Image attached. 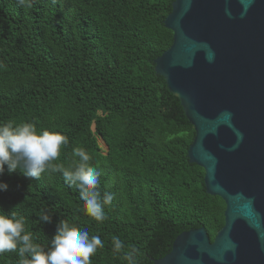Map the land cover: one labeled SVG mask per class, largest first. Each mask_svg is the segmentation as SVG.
I'll use <instances>...</instances> for the list:
<instances>
[{"label":"trees","instance_id":"obj_1","mask_svg":"<svg viewBox=\"0 0 264 264\" xmlns=\"http://www.w3.org/2000/svg\"><path fill=\"white\" fill-rule=\"evenodd\" d=\"M172 1L31 0L28 8L0 0V121L66 135L54 163L67 166L83 147L101 170V196L114 194L99 223L61 173L35 179L5 166L0 209L23 216L35 243L46 247L64 220L104 241L91 264H129L130 249L132 264H153L178 234L203 227L212 241L223 226V200L206 192L203 168L187 156L194 128L154 71L172 43L163 24ZM41 209L50 223H38ZM112 236L125 244L120 253ZM18 259L0 254V264Z\"/></svg>","mask_w":264,"mask_h":264},{"label":"water","instance_id":"obj_2","mask_svg":"<svg viewBox=\"0 0 264 264\" xmlns=\"http://www.w3.org/2000/svg\"><path fill=\"white\" fill-rule=\"evenodd\" d=\"M163 24L172 43L154 71L194 128L189 161L225 209L212 241L203 227L184 231L153 264H264V0H173Z\"/></svg>","mask_w":264,"mask_h":264},{"label":"clouds","instance_id":"obj_3","mask_svg":"<svg viewBox=\"0 0 264 264\" xmlns=\"http://www.w3.org/2000/svg\"><path fill=\"white\" fill-rule=\"evenodd\" d=\"M22 7L30 8L31 0H17ZM69 144L68 137L48 128L37 129L31 121H0V175L5 171L19 170L24 176L38 179L43 173L62 174L69 187H75L83 201V211L93 220L103 223L106 219L104 206L110 205L114 194L99 191L101 170L90 163L91 154L83 147H73L71 160L54 163L61 154V147ZM8 184L0 180V191H7ZM52 215L41 209L38 223H50ZM114 253L124 250L125 244L118 236H112ZM104 247L100 235H90L87 229L59 220L56 231L47 246L34 242L26 221L17 212L0 209V254L17 252V264H91V257ZM134 249L124 253L132 264Z\"/></svg>","mask_w":264,"mask_h":264},{"label":"rangeland","instance_id":"obj_4","mask_svg":"<svg viewBox=\"0 0 264 264\" xmlns=\"http://www.w3.org/2000/svg\"><path fill=\"white\" fill-rule=\"evenodd\" d=\"M99 144L102 146V147H104L105 145H104V143L99 139Z\"/></svg>","mask_w":264,"mask_h":264}]
</instances>
